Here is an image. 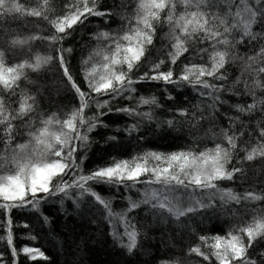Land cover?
I'll list each match as a JSON object with an SVG mask.
<instances>
[{
	"label": "snow or ice",
	"instance_id": "1",
	"mask_svg": "<svg viewBox=\"0 0 264 264\" xmlns=\"http://www.w3.org/2000/svg\"><path fill=\"white\" fill-rule=\"evenodd\" d=\"M122 8L119 28L90 34L94 47L80 62L78 83L70 66L73 49L65 41L93 18L107 24L112 10L102 0H63L59 9L56 0H0V243L7 246L0 264H21V256L51 264L42 246L16 243L37 239L30 221L50 228L46 203L57 206L65 220H99L126 256L141 251L148 238L150 225L138 216L187 226L218 212L235 215L239 207L252 212L248 222L225 235L199 236L201 243L188 255L207 264H264V208L248 207L264 202V190L256 191L255 182L243 192L222 186L264 174V0H129ZM42 25L51 31L44 34ZM164 28L167 43L157 48V32ZM53 62L59 76L51 84L30 78ZM235 65L239 75L230 79ZM144 84L162 86L169 101L184 89L201 99L191 108H165L155 94H138ZM46 89L57 95L70 90L77 106L46 112ZM118 101L129 103L121 107ZM157 109L172 115L160 119ZM111 115L130 123L117 125L105 144H119L120 135L142 141L149 124L153 133L185 130L192 143L171 152L111 156L85 171L88 153L99 143L92 134L109 129L104 118ZM204 140L212 146L201 147ZM100 186L111 195L98 191ZM118 201L124 206L115 208ZM19 228L29 231L17 235Z\"/></svg>",
	"mask_w": 264,
	"mask_h": 264
},
{
	"label": "trees",
	"instance_id": "2",
	"mask_svg": "<svg viewBox=\"0 0 264 264\" xmlns=\"http://www.w3.org/2000/svg\"><path fill=\"white\" fill-rule=\"evenodd\" d=\"M126 2H129V0H102V6L111 9L113 13L111 17L107 18L108 23H104L105 18H93L87 28L77 31L70 40L65 41V47L71 46L73 49L69 58L70 66L73 75L77 77L78 83L81 82L79 74L80 62L94 47V41L90 39V34L95 32L97 28H119L122 23L119 14L124 11L122 4ZM62 3L63 0H56L58 9ZM127 10L130 11L131 9L129 8ZM42 28L45 29L44 34L51 31L50 26L42 25ZM166 31V28L162 31L158 30L157 48L161 47V42L164 44L167 43L166 40H163L164 32ZM40 51L44 52L45 49L41 48ZM241 51L243 52L244 49H241ZM160 54L161 56L164 55L163 50ZM164 58L166 59V57ZM178 70L179 68H177ZM239 71V65L231 66L229 69L230 79L239 75ZM58 76L59 70L55 62L47 70L39 74L30 73L31 79L35 80L39 78L41 83L47 82L48 84H51L53 79ZM21 86L27 87L30 91L34 90L33 86L26 82H22ZM137 87L138 94L145 96L155 94L158 96L165 108H191L200 102L201 99L191 89H184L180 93H173L175 99L169 101L163 95L162 86L144 84L138 85ZM45 95L47 99H41V106L46 112L61 111L63 113L77 106L76 97L70 90H61L57 95L54 89H46ZM185 97L187 98L185 99ZM240 99L250 98L242 97ZM235 100L236 98L234 97L232 102H235ZM116 103L122 107L125 103L129 102L118 101ZM156 113L160 119H165L172 115L171 112H163L161 109H157ZM104 119L111 127L109 129H98L92 134L99 143L94 144L92 150L88 153V158L84 162L85 171L97 165L105 164L111 156H116L117 158L131 157L133 154L143 152L147 149L171 152L190 146L192 143V138L185 130L176 132L156 130L153 133L149 131V128H154L155 125L149 124L143 129V132H147V136L142 141H138L134 137L129 140L123 135H120L119 144H105V137L117 134L113 131L117 125L123 126V124L130 123V121L126 120L122 115H111ZM223 123L222 120L221 124L223 125ZM201 135H203V130L201 131ZM199 143L201 147L205 143L209 147L212 146L211 142L206 140L200 141ZM253 182H255L256 191L260 192L264 190V174L243 183L225 181L222 182V186L232 187L235 191L243 192L246 189L252 190ZM97 190L104 195H111V192L103 186L98 187ZM123 206L124 203L122 201L114 204L115 208H121ZM257 206L264 208V202L250 204L248 207L251 209ZM232 207L236 206L233 205ZM65 208L71 213V202H66ZM43 210L53 218L50 228L41 229L36 227L35 222L30 221L35 228L37 239L35 241L28 239L17 240L16 243L17 245L28 243L30 246H42V250L52 257L51 264H161L162 261H178L179 264H207L206 261H203L201 257L195 256V254L188 255V249L190 247L201 243L199 236H211L217 233L225 235L231 227L241 226L248 222L252 215L251 211L242 212L239 207H236L235 215L231 213L225 215L218 212L216 215L204 220L196 218L187 226H177L171 223H160L157 220L149 218L145 213L144 215L138 216L137 219L141 224L147 223L150 225L148 238L142 241L143 249L141 251L136 252L132 256H126L122 254V250L113 247L107 235V227L99 220L95 224H92L85 219H73L71 215L65 220L57 206H51L47 203L43 206ZM91 218L90 216L89 219ZM20 219H26V217L21 216ZM14 231L17 235H23L29 229L19 228L14 229ZM50 232H54L55 235L51 236L49 234ZM0 250L6 252V244L0 243ZM202 250L206 249L202 246ZM20 261L21 264H48V262L42 261L29 262L23 256L20 257Z\"/></svg>",
	"mask_w": 264,
	"mask_h": 264
}]
</instances>
